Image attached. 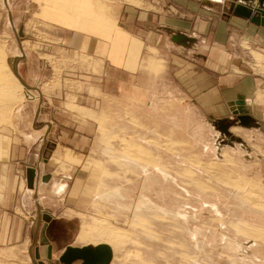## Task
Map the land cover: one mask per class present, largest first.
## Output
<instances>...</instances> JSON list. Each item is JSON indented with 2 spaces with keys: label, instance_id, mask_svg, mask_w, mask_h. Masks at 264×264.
I'll list each match as a JSON object with an SVG mask.
<instances>
[{
  "label": "crops",
  "instance_id": "0c3cea01",
  "mask_svg": "<svg viewBox=\"0 0 264 264\" xmlns=\"http://www.w3.org/2000/svg\"><path fill=\"white\" fill-rule=\"evenodd\" d=\"M30 1L27 12L53 17L48 33L56 39L23 40L34 49L25 56L21 74L29 84L48 72L54 75L49 56L66 62L62 69L76 76V87L41 91V99L24 101L0 123V250L19 253V263L67 264V255L69 264H85L77 257L84 251L88 263L105 264L103 256L97 258V244L78 240L106 171L87 164L99 123L67 104L73 99L86 112L99 114L124 87H157V82L147 84V77L161 74L141 69L151 57L166 65L178 87H201V106L212 116H237L231 103L242 100L264 135V76L245 70L232 43L238 39L263 49L264 26L233 15L232 0ZM176 8L199 12L173 15ZM119 37L122 50H128L125 59L137 64H116ZM83 55L105 60L104 72L71 63Z\"/></svg>",
  "mask_w": 264,
  "mask_h": 264
},
{
  "label": "rangeland",
  "instance_id": "374dc122",
  "mask_svg": "<svg viewBox=\"0 0 264 264\" xmlns=\"http://www.w3.org/2000/svg\"><path fill=\"white\" fill-rule=\"evenodd\" d=\"M29 4L30 0H0L3 63L9 68L16 63L17 72L31 87L21 82L14 69L7 71L5 64V68L0 67L4 72L0 73L8 75L12 85L10 89L4 87V91L0 88L4 92L0 91V97L7 93L10 97L0 99V123L8 120L13 109L24 101L41 99L50 87H76L72 80L76 76L62 69L66 62L61 64L49 56L47 61L53 65L54 75L53 71L48 72L36 84H29L21 74L20 67H26L25 56L34 49L23 40L56 39L48 33L52 28L49 22L54 21L49 18L53 17L27 12ZM176 9L173 15L195 16L199 12ZM121 41L119 37V47L113 51L116 64L123 61L127 66L134 65L138 60L125 59L128 50H122ZM232 43L238 48L241 58L237 59H243L245 70L264 76V48L238 39ZM103 62L86 55L71 60L81 69L91 65L98 73L104 72ZM144 68L161 74L157 79L147 77V84L153 86L157 82V87H124V93L110 99L99 114L86 112L73 99L67 104L83 116L98 119L99 128L87 164L106 167L100 172L104 179L98 197L84 216L79 242L86 223L97 231L106 222L122 233V237L110 241L113 261L109 264H264V235H259L260 230L253 235L247 230V226L261 228V233L264 230L261 124L254 122L255 118L242 122L235 115L212 116L207 107L201 106V87H178L166 74V65L151 57L141 65ZM241 223L247 224L249 233L245 229L243 232L251 237L240 234L244 225L241 227ZM236 224L238 230L234 228ZM254 233L258 238H252ZM93 234L88 238L89 244H96L91 238L98 236ZM18 256L17 252L0 250V264H28L19 263Z\"/></svg>",
  "mask_w": 264,
  "mask_h": 264
},
{
  "label": "water",
  "instance_id": "95a60500",
  "mask_svg": "<svg viewBox=\"0 0 264 264\" xmlns=\"http://www.w3.org/2000/svg\"><path fill=\"white\" fill-rule=\"evenodd\" d=\"M236 1H238V3L236 4L235 1H232V6H231V11L234 12V14L243 16L249 19L252 23L256 24L257 26H260V25L264 26V0H236ZM23 82L25 81L23 80ZM242 103H243L242 100L232 101L231 104L235 106V108L233 107V111L235 114H237V118L241 120L242 122H245V121L250 122V119L252 118L250 115L247 114L250 111L248 108L243 107ZM237 104H238V107H237ZM96 253H97V258L98 257L100 258L101 256L104 257V259L106 260L105 264L110 263L112 252L107 246L103 245L102 247H99V248L97 247ZM86 254L88 253L82 251L81 254L80 253L77 254V257H82L84 259L85 264H91V263H88L89 257L86 256ZM32 258H34L33 255H32ZM63 260L67 264H69L70 259L67 257V255Z\"/></svg>",
  "mask_w": 264,
  "mask_h": 264
},
{
  "label": "bare ground",
  "instance_id": "6f19581e",
  "mask_svg": "<svg viewBox=\"0 0 264 264\" xmlns=\"http://www.w3.org/2000/svg\"><path fill=\"white\" fill-rule=\"evenodd\" d=\"M253 52H254V51H253ZM3 55H4V54H3ZM3 55H2V53L0 52V67L3 66V65L5 64L4 66H6V68H8L7 71H8V70L10 71V69H11L10 72H12L13 69H14V73H15V75H16V76L21 80V82L24 84L25 82H23L22 78H21L20 75L17 73V70H16V63H15V66H13V68H9V67H8L9 65H8V64L6 65V62L3 63V61H4V59H3ZM259 55H260V54H259ZM5 56H6V55H5ZM263 57H264V56H263ZM263 57H262V58H263ZM4 58H5V57H4ZM258 59H259V58H258ZM16 62H17V60H16ZM258 63H259V62H258ZM11 65H12V64H11ZM4 66L1 67V68H5ZM10 67H11V66H10ZM0 71H1V70H0ZM1 72H3V70H2ZM10 72H9V73H10ZM3 73H4V72H3ZM3 73H2V74H3ZM0 74H1V73H0ZM2 74H1V76H0V88L2 87V89H3L4 87H9L8 89H10V88L12 87V85H11V82H9L10 80H7V76H8V75L6 76V74H3V75H5V77H6V78H5ZM7 74H8V73H7ZM12 74H13V73H12ZM11 76H12V75H11ZM9 77H10V76H9ZM9 77H8V78H9ZM10 79H11V78H10ZM14 81L16 82V85L18 84L19 87H21V84H20L17 80H14ZM15 82H14V83H15ZM25 84H26V83H25ZM25 84H24V85H25ZM13 86H14V84H13ZM25 86H26L27 88L30 87V86L27 85V84H26ZM2 89H1L0 91H2ZM29 89H30V88H29ZM4 90H5V89H3V91H4ZM6 90H7V89H6ZM3 91H2V93H4ZM11 91H12V90H11ZM7 92H10V91L7 90ZM12 92H13V91H12ZM14 92H15V90H14ZM5 94H6V93H5ZM7 94H9V93H7ZM7 94H6V95H7ZM1 95H2V94H1V92H0V96H1ZM6 95L3 94V96L0 97L1 101L3 100V98H4V100L6 99V98L4 97V96H6ZM10 95H11V92H10ZM8 96H9V95H7V97H8ZM9 98H10V97H8V99H9ZM11 99H12V98H11ZM1 101H0V102H1ZM8 101H9V100H8ZM98 222H99V221H98ZM98 222H97V224H98V226H99V225H100L99 223H102V222H99V223H98ZM88 223H89V222H88ZM105 223H106V222H105ZM105 223L100 225V227H101L100 230H97V231H99V233H97L96 229H94L95 232L93 231V228L90 227L92 224H90V226H88V225H89V224H88V225H87V226L89 227V228H88V227L86 226L87 223H86V224L84 223L85 226L83 227V233H82V236L79 238L80 241H81V243L89 244V242H88V241H89L88 238L90 237L91 232H92V234H93V232H94L93 235H97L98 237L94 238V236L91 235V236H93V238H91V239H94V240L96 241L95 243H96L97 245H106V246H108V248L111 247V246H110V245H111L110 241H113V240H111V239H115V240H116V239H118L120 236L122 237V233H120L119 231H117L116 228H113L112 226H110L109 223H108V224H107V223L105 224ZM84 224H83V225H84ZM97 224H94L93 227H95V225H97ZM242 224H244V225H243L244 228L242 227ZM238 225H240V223H239ZM238 225L236 224L235 227H234V226H233V227H234L236 230H238V228H239ZM245 225L247 226V224H245V223H241L242 231H240L241 229L239 230V231H240V234H241V232L244 231L243 229L246 228ZM252 225H253V224H252ZM236 226H237L238 228H237ZM95 228H96V227H95ZM98 229H99V227H98ZM247 230H248V231L250 230L251 233H252V232H255V233H256L257 230H260V234H259V232H258V234H259L260 236H263V235H264V234H263V233H264V230H263V232L261 233V228L258 229L257 227H254V226H247ZM247 230L245 229V231H247ZM239 231H237V232H239ZM248 231H247V232H248ZM247 232H246V233L243 232V233L246 235ZM243 233H242V234H243ZM248 233H249V232H248ZM255 233H254V236L252 237L253 239H254V237H256ZM245 235H244V236H245ZM251 235H253V233H252ZM251 235L247 234V236H250V237H251ZM259 235H258V236H259ZM258 236H257L256 238H258ZM263 237H264V236H263ZM259 239H260V237H259ZM115 240H114V241H115ZM260 240H261V239H260ZM263 240H264V239L262 238V241H263ZM87 242H88V243H87ZM90 242H91V241H90ZM117 243H118V242H117ZM91 244H92V243H91ZM96 244H94V245H96ZM109 249H110V248H109ZM110 250H111V249H110ZM112 260H113V251H112Z\"/></svg>",
  "mask_w": 264,
  "mask_h": 264
}]
</instances>
